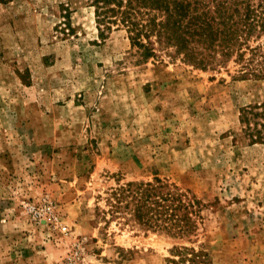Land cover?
<instances>
[{"label":"rangeland","instance_id":"rangeland-1","mask_svg":"<svg viewBox=\"0 0 264 264\" xmlns=\"http://www.w3.org/2000/svg\"><path fill=\"white\" fill-rule=\"evenodd\" d=\"M103 33L90 0H0V264H163L180 242L103 200L155 177L205 202L214 264H264V144L239 139L263 84Z\"/></svg>","mask_w":264,"mask_h":264},{"label":"trees","instance_id":"trees-1","mask_svg":"<svg viewBox=\"0 0 264 264\" xmlns=\"http://www.w3.org/2000/svg\"><path fill=\"white\" fill-rule=\"evenodd\" d=\"M100 34L127 29L142 61L161 51L202 70L236 68L264 87V0H90ZM68 16H66L67 18ZM239 139L264 144V97L240 109ZM103 198L112 218L178 240L163 264H214L196 246L205 202L159 177L118 183Z\"/></svg>","mask_w":264,"mask_h":264}]
</instances>
